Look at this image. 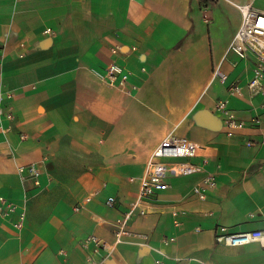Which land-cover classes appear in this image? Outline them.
<instances>
[{"label":"crops","instance_id":"1","mask_svg":"<svg viewBox=\"0 0 264 264\" xmlns=\"http://www.w3.org/2000/svg\"><path fill=\"white\" fill-rule=\"evenodd\" d=\"M245 2L264 10V0H0V264H86L94 245L83 240L113 241L169 132L199 146L191 161L216 186L199 198L201 173L168 176L131 230L167 264H264L258 241H214L219 226L264 229V96L247 87L251 59L227 50L241 20L235 3ZM219 4L232 17L224 30ZM111 61L127 72L124 87L104 78ZM219 100L245 123L231 135ZM30 163L37 184L19 175ZM157 257L123 243L100 264Z\"/></svg>","mask_w":264,"mask_h":264},{"label":"built area","instance_id":"2","mask_svg":"<svg viewBox=\"0 0 264 264\" xmlns=\"http://www.w3.org/2000/svg\"><path fill=\"white\" fill-rule=\"evenodd\" d=\"M241 14V20L231 41L228 44V51L234 52L240 58L251 59L253 65V74L247 83V87L251 95L264 96V10L256 7L251 2L235 3ZM121 48L115 46L113 53ZM222 80L226 76L217 71ZM104 78L113 85L124 87L126 85L128 74L124 71L121 64L111 61L105 68ZM231 94L239 93L240 87L237 83L229 86ZM2 95H0V100ZM215 108L224 114V122L227 127L226 133L231 135L234 130L244 126V121L238 119L234 112L227 107L226 100H219L215 104ZM2 108L0 107V114ZM7 117H11L8 113ZM199 146L193 141L175 135L173 132L167 133L159 144L154 148L147 158L145 170L140 178L138 193L130 207L116 221L114 239L107 244L95 235H88L83 240V244L93 243L92 254L87 257L86 264H100L102 260L107 258L118 244H132L144 246L157 253L155 259L157 264H167L166 259L171 257L160 247L149 243L146 238L139 239L138 234L131 230L129 222L134 214L139 211L144 214L145 210L140 209L142 201L153 196L157 191L164 190L168 187L166 179L168 176H184L201 173L200 178L193 184L192 193L199 198H206L209 190L216 186V177L209 172H201L200 167L191 161L197 155ZM18 172L22 180L31 176L34 183H38L40 171L34 163L20 165ZM89 196L86 197V201ZM106 204L113 206L114 197L109 196ZM75 209H78L76 206ZM24 214L18 216L15 223L21 226ZM173 238H165L164 243L167 244ZM214 241L217 243H225L230 245H245L258 241L264 245V229L231 231L226 226H219L214 232ZM101 248L105 249L100 257L95 255ZM178 259V258H175Z\"/></svg>","mask_w":264,"mask_h":264},{"label":"rangeland","instance_id":"3","mask_svg":"<svg viewBox=\"0 0 264 264\" xmlns=\"http://www.w3.org/2000/svg\"><path fill=\"white\" fill-rule=\"evenodd\" d=\"M218 6H219L218 12H219V14H221L224 17V21L226 22L225 24L220 22L221 23V30H224V29H226V27H228V22H230L232 17H231V13H230L229 9L225 5L219 4ZM222 36H223L222 39L224 41L225 37L227 36V33L223 32Z\"/></svg>","mask_w":264,"mask_h":264}]
</instances>
